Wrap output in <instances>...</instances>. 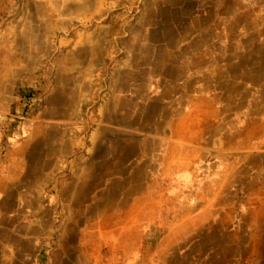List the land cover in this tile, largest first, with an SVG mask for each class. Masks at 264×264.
<instances>
[{
  "label": "crops",
  "instance_id": "obj_1",
  "mask_svg": "<svg viewBox=\"0 0 264 264\" xmlns=\"http://www.w3.org/2000/svg\"><path fill=\"white\" fill-rule=\"evenodd\" d=\"M18 9L0 183L26 205L3 264H264V0Z\"/></svg>",
  "mask_w": 264,
  "mask_h": 264
},
{
  "label": "rangeland",
  "instance_id": "obj_2",
  "mask_svg": "<svg viewBox=\"0 0 264 264\" xmlns=\"http://www.w3.org/2000/svg\"><path fill=\"white\" fill-rule=\"evenodd\" d=\"M20 1L24 2L27 0H0V40L2 39L1 35H3V33L5 32V27L7 24L5 21H7V17L8 16L10 17V16L17 14V12L19 10L18 5H19ZM7 5L9 6V10H6ZM206 26H207V29L210 26L215 27L214 25H211V24L206 25ZM228 26H229V28H231V26H233V25H228ZM220 27H221V25H218V27H217L218 31L221 30ZM203 107L205 108V110H208L209 105L203 104ZM208 111H205V112L207 113ZM16 123L17 122L15 120L12 123L13 125H11V129H12V126H15ZM7 186L8 185H4V184L0 183V264H3L2 261H3L4 257L6 259H8V254L12 255L11 250H9V248H8L9 241L16 240L18 232L14 231L16 229L13 230L11 228L13 226V223L18 220V218L16 216V213L18 212V208L21 206L24 208V206L26 205L24 202V206H23V201L20 202L19 199H7L6 198V200H4V198H2V197H3V195L5 196L4 191L8 190V189H5V188H7ZM10 190H12V188ZM7 195H8V193H7ZM9 210H11V211H9ZM12 212H13V215H12ZM26 244H27V247H26L25 252H27V250H30L32 252H33V250H35V249H33V246L35 244H31L30 242H27ZM107 255L105 254V256H107ZM92 262H94V261H92L91 259L85 260V264H92ZM163 262H164V264H172L171 261L166 260V259H164ZM38 264H40V263H38Z\"/></svg>",
  "mask_w": 264,
  "mask_h": 264
},
{
  "label": "built area",
  "instance_id": "obj_3",
  "mask_svg": "<svg viewBox=\"0 0 264 264\" xmlns=\"http://www.w3.org/2000/svg\"><path fill=\"white\" fill-rule=\"evenodd\" d=\"M92 264H164L158 258H151V257H138L135 259H130L126 261H112L109 258H104L99 261H94Z\"/></svg>",
  "mask_w": 264,
  "mask_h": 264
}]
</instances>
